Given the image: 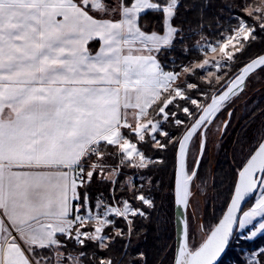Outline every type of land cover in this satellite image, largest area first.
Masks as SVG:
<instances>
[{
    "label": "snow or ice",
    "instance_id": "1",
    "mask_svg": "<svg viewBox=\"0 0 264 264\" xmlns=\"http://www.w3.org/2000/svg\"><path fill=\"white\" fill-rule=\"evenodd\" d=\"M180 7L0 0V264H118L105 253L126 241V256L136 218L157 207L146 172L163 161L145 149L174 151L170 195L186 216L208 133L264 73V53L239 63L264 34V0L225 5L228 26L189 46L194 60L164 63L162 55L190 38L176 22ZM149 14L159 18L155 27ZM97 175L111 192L93 201L87 189ZM180 223L172 264H220L234 239L264 234V135L236 164L225 207L212 226L200 225L201 239L192 242L187 218ZM145 259L140 252L127 264ZM246 264H264V247Z\"/></svg>",
    "mask_w": 264,
    "mask_h": 264
},
{
    "label": "rangeland",
    "instance_id": "2",
    "mask_svg": "<svg viewBox=\"0 0 264 264\" xmlns=\"http://www.w3.org/2000/svg\"><path fill=\"white\" fill-rule=\"evenodd\" d=\"M114 1H112V3ZM230 108H233L234 114L226 132L224 133V131L221 132L219 130L221 121L224 117V115H222L221 118H217L216 125H214L212 130L208 133L207 148L199 167V174L192 184V197L190 199V207L187 210L186 218L189 220L191 226V240L193 243L198 242L203 235L200 231V225L203 224L207 227L212 226L222 213V210L225 207V201L229 197L232 174L235 170L236 164L247 154L248 148L254 146L258 138L261 135H264V73L254 75L247 82L243 92L232 98V101L228 105V109ZM221 114H223V112ZM220 137H222L221 140ZM145 151L154 157V151L149 149H145ZM160 154L162 155V151ZM154 158H159L165 163L163 156H156ZM89 163L91 162L89 161ZM110 163H117V161H110ZM163 163H160L159 166H162ZM192 166L193 156L190 154L189 168ZM125 171L127 173L128 170ZM146 175L151 178V174H149L148 171L146 172ZM95 179L103 185L102 189L110 187L108 183L101 182L99 175H97ZM123 179H126V176L121 177V180ZM172 183L173 177L171 176L170 180L162 182V189L158 180L154 181L152 185L153 193L154 190H159L158 192L160 193L159 203L162 208V210L159 208L160 211H165L166 215L169 216L167 220L168 222L165 223L164 221L162 229L160 228L159 234H161L162 240L166 235L165 228L168 231L172 230L175 238L173 216L174 204L170 195ZM95 200L96 199L93 201ZM151 213L152 211L150 214ZM140 219L141 218H136L135 221H140ZM118 223L120 225H117V227L123 228L125 225L123 221H118ZM147 224H150V222ZM146 230L147 229L143 228L141 235L131 237V246L128 247L127 253H129L130 250L132 251L133 249H136V246L146 239ZM108 231L111 232V229ZM245 235H247V232H245ZM261 235L264 234H258L257 237ZM242 239L243 238L234 239L232 243H239ZM124 243H126V241H124ZM262 247H264V243L258 248L251 249L250 251L243 248L244 252L241 255V258L243 259L244 264H246L252 251H256ZM124 251L125 249L123 248L122 252L116 259L117 262H119L121 257H125ZM140 251L141 250L136 251L129 257V259L136 258ZM105 255H109L113 259L116 258L114 254L105 253ZM225 263L237 264L233 260H225Z\"/></svg>",
    "mask_w": 264,
    "mask_h": 264
},
{
    "label": "trees",
    "instance_id": "3",
    "mask_svg": "<svg viewBox=\"0 0 264 264\" xmlns=\"http://www.w3.org/2000/svg\"><path fill=\"white\" fill-rule=\"evenodd\" d=\"M114 1V0H112ZM239 2V0H180L181 7L179 8V13L177 16V25L180 22H183V27L185 29L186 38L183 43L176 45L174 51L169 52L167 56H161V60L164 63H167L169 60L175 59L177 64L187 63L189 60H194L198 53L188 51L189 46L195 45L198 41L201 40V36L207 37L208 40H214L216 37L215 33L223 27L228 26V17L230 15L229 10L225 9V5H233ZM195 4L196 8L190 9L189 6ZM238 13V9L235 10ZM150 26L155 27L159 23V18L153 14H149L144 17ZM143 23V21H142ZM202 27V32L200 31ZM191 32H199L197 35H190ZM264 52V34L261 35L260 39L253 42L252 45L248 48L247 52L240 59V64L246 62L249 57H254L260 53ZM187 56V59L185 57ZM171 67V65H169ZM154 151V157L163 156L165 163L162 166L156 164L151 167L148 171L151 174L152 181L158 180L160 186L162 182L170 180L171 176L173 177L174 173V151L169 148L167 151ZM103 185L97 182L96 179L93 180L89 188L87 189L89 196L94 200V194L96 192H102L106 195H110V189H102ZM162 189V186H161ZM83 191V190H82ZM159 191V190H158ZM157 190H154V195L156 198V209L152 210L150 217L148 219L141 218L140 221H135V232L133 237L141 235V232L144 229H147L146 239L143 240L139 245L136 246V249L130 250L123 259H119L118 264H127V261L133 258L129 257L133 255L136 251L141 250L145 254V261L143 264H172L173 253H174V234L172 230H166L165 228V238L161 239L160 228L162 229V224L165 221L168 222L169 216L166 215L165 211H160V193ZM160 208V209H159ZM150 222V224H147ZM117 225H120L117 223ZM123 228H126L124 225ZM262 243H264V235L255 237L252 240L242 239L239 243H231L230 247L226 250L223 256L220 259V264H226L225 260H233L237 264H244L241 255L243 254V248H246L248 251L251 249L258 248ZM124 241H117L113 247L112 251L108 254H114L117 259L119 254L122 252ZM91 253L92 249H88ZM122 258V257H121Z\"/></svg>",
    "mask_w": 264,
    "mask_h": 264
},
{
    "label": "water",
    "instance_id": "4",
    "mask_svg": "<svg viewBox=\"0 0 264 264\" xmlns=\"http://www.w3.org/2000/svg\"><path fill=\"white\" fill-rule=\"evenodd\" d=\"M264 53V52H262ZM260 53V54H262ZM175 166V165H174ZM173 181H174V173H173ZM183 210L178 211L175 206H174V212H173V216H174V232H175V238H174V251L175 248L177 247L178 241L182 236V225L180 223V221L184 218H186V216H182L181 212ZM217 221V220H216ZM223 256V255H222Z\"/></svg>",
    "mask_w": 264,
    "mask_h": 264
},
{
    "label": "flooded vegetation",
    "instance_id": "5",
    "mask_svg": "<svg viewBox=\"0 0 264 264\" xmlns=\"http://www.w3.org/2000/svg\"><path fill=\"white\" fill-rule=\"evenodd\" d=\"M228 111H230V112L232 113L231 117L228 116ZM233 114H234V110H233V108L228 109L227 111L223 112V114H219V115H218L219 118H221V116L224 115V117H223V119H222V121H221L220 127H222V122H223V121H230V122L228 123V126H227V128H228V127H229V124L231 123V120H232ZM225 132H226V130H224V133H225ZM221 139H222V137H220V140H221ZM222 142H223V140H222ZM186 217H187V213H186Z\"/></svg>",
    "mask_w": 264,
    "mask_h": 264
},
{
    "label": "crops",
    "instance_id": "6",
    "mask_svg": "<svg viewBox=\"0 0 264 264\" xmlns=\"http://www.w3.org/2000/svg\"><path fill=\"white\" fill-rule=\"evenodd\" d=\"M115 2V1H114ZM113 2V3H114ZM99 47V44L97 42H92L90 43V50L93 52V54L95 53V51L98 49ZM69 250L71 251L72 250V245L69 244Z\"/></svg>",
    "mask_w": 264,
    "mask_h": 264
},
{
    "label": "built area",
    "instance_id": "7",
    "mask_svg": "<svg viewBox=\"0 0 264 264\" xmlns=\"http://www.w3.org/2000/svg\"><path fill=\"white\" fill-rule=\"evenodd\" d=\"M100 197H103V198L107 199L109 197V195H106L105 193H102V192H96L94 194V199H98Z\"/></svg>",
    "mask_w": 264,
    "mask_h": 264
}]
</instances>
